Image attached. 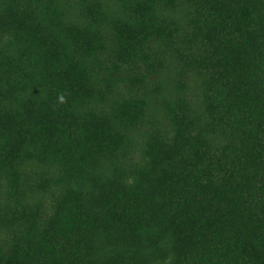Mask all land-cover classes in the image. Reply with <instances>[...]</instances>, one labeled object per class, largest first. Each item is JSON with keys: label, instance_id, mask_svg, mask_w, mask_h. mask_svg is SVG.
I'll return each mask as SVG.
<instances>
[{"label": "trees", "instance_id": "obj_1", "mask_svg": "<svg viewBox=\"0 0 264 264\" xmlns=\"http://www.w3.org/2000/svg\"><path fill=\"white\" fill-rule=\"evenodd\" d=\"M0 264H264V0H0Z\"/></svg>", "mask_w": 264, "mask_h": 264}, {"label": "clouds", "instance_id": "obj_2", "mask_svg": "<svg viewBox=\"0 0 264 264\" xmlns=\"http://www.w3.org/2000/svg\"><path fill=\"white\" fill-rule=\"evenodd\" d=\"M60 99L63 100V97L61 96Z\"/></svg>", "mask_w": 264, "mask_h": 264}]
</instances>
